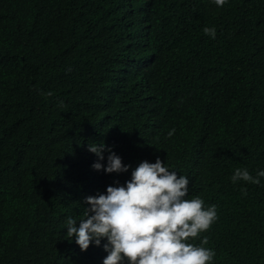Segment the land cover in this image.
<instances>
[{"label":"trees","instance_id":"trees-1","mask_svg":"<svg viewBox=\"0 0 264 264\" xmlns=\"http://www.w3.org/2000/svg\"><path fill=\"white\" fill-rule=\"evenodd\" d=\"M157 157L217 206L213 264H264V177L231 180L264 170V0H0V264H103L66 219Z\"/></svg>","mask_w":264,"mask_h":264},{"label":"clouds","instance_id":"clouds-1","mask_svg":"<svg viewBox=\"0 0 264 264\" xmlns=\"http://www.w3.org/2000/svg\"><path fill=\"white\" fill-rule=\"evenodd\" d=\"M213 2L223 7L227 0ZM203 32L216 37L215 27H205ZM174 133L171 129L167 135ZM88 151L98 158L92 165L95 170L111 174L130 168L103 142L90 143ZM105 151L109 153L106 166L99 162L105 159ZM262 177L264 170L254 177L247 168L238 167L231 180L259 185ZM189 184L188 177L178 176L159 157L155 163L141 161L124 185L108 186L106 194L86 197L90 207L84 209L78 227L76 218L66 219V234L75 237L81 251L106 240L103 264H213L216 253L206 247L208 238L200 237L217 221V206L206 207L200 196L188 199ZM242 194H247L246 189ZM197 239L199 244L191 242Z\"/></svg>","mask_w":264,"mask_h":264}]
</instances>
